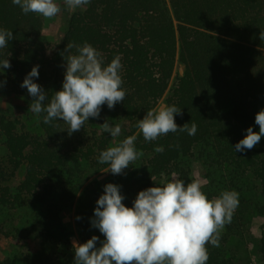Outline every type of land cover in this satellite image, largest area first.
<instances>
[{
  "label": "trees",
  "instance_id": "trees-1",
  "mask_svg": "<svg viewBox=\"0 0 264 264\" xmlns=\"http://www.w3.org/2000/svg\"><path fill=\"white\" fill-rule=\"evenodd\" d=\"M57 1L66 17L65 29L51 44L43 38L40 14H24L12 0H0V27L13 33L0 49V59L10 64L0 74V97H23L25 104L19 107L28 109L32 98L20 84L39 65L34 82L50 98L61 87L64 56L76 54L75 47L65 51L69 43L88 42L105 64L119 54L124 99L112 109L101 105L98 118L88 120L102 124L107 119L110 125L116 124L115 118L126 120L127 136L132 135L137 120L167 92L165 104L181 109L174 116L177 126L196 124L194 135L169 132L152 141L136 135L135 148L145 157L142 165L132 161L121 174H111L112 180L129 185L123 204L131 207L138 191L163 177L172 179L173 172L186 182L188 162L196 158L206 170V198L223 190L239 193L219 246L205 244L206 264H248L251 251L263 260L264 136L243 153L232 146L248 126L258 132L254 115L264 107V39L259 38L264 0H89L75 10ZM176 62L183 73L169 87ZM43 115H36L37 129H30L20 119L0 114V211L31 209L25 227L0 222V264H74L69 233L61 222V212L74 203L81 243L92 235L103 239L90 224L103 189L96 180L85 183L90 173L108 167L97 158L112 146L111 136L84 126L69 134L67 123L46 124ZM157 145L164 151H154ZM20 171L17 184H8ZM254 215L263 220L259 237L248 226Z\"/></svg>",
  "mask_w": 264,
  "mask_h": 264
},
{
  "label": "clouds",
  "instance_id": "clouds-1",
  "mask_svg": "<svg viewBox=\"0 0 264 264\" xmlns=\"http://www.w3.org/2000/svg\"><path fill=\"white\" fill-rule=\"evenodd\" d=\"M24 14L34 12L46 18L57 15L61 8L57 0H12ZM89 0H63L70 9L86 6ZM264 39V32L259 33ZM13 39L9 29L0 27V49ZM76 48V54L64 56V72L61 87L49 98L36 82L39 65H33L22 79L20 87L31 97L28 109L34 114L45 113L43 122L62 120L68 124L69 134L81 129L89 117L98 118L101 105L112 109L124 99L119 74L122 67L119 54L105 64L101 53L84 42L69 43L65 49ZM10 67L8 59H0V74ZM181 109L175 105L161 104L148 110L137 120L136 127L145 141L155 140L169 132L196 133V124L177 126L174 116ZM106 119L99 125L100 131L115 138L121 135V125H110ZM254 124L244 129L243 138L232 149L243 153L252 149L264 136V107L254 115ZM136 135H128L114 146L99 152L97 162L107 164L111 174H121L130 162L141 153L135 148ZM163 152L162 145L154 148ZM172 179L160 185L147 187L136 193L131 207L122 201L120 185L106 183L95 201L90 224L102 235L100 240L92 235L83 243L72 241L74 264H206V242L219 246V232L231 221L238 206L239 193L223 190L211 199L201 191V181L194 179L185 183L173 172ZM80 219L79 216L76 217ZM99 241V246L97 242Z\"/></svg>",
  "mask_w": 264,
  "mask_h": 264
},
{
  "label": "rangeland",
  "instance_id": "rangeland-1",
  "mask_svg": "<svg viewBox=\"0 0 264 264\" xmlns=\"http://www.w3.org/2000/svg\"><path fill=\"white\" fill-rule=\"evenodd\" d=\"M168 1V0H167ZM58 2V1H57ZM59 3V2H58ZM60 4V3H59ZM42 16V15H41ZM44 21V26H43V38L49 42V43H57L65 29V15L63 12L60 10V12L55 15L54 17L51 18H46L43 17ZM183 73V66L176 62L173 73L170 79L169 87L172 85V83L175 81V79L182 75ZM169 89V88H168ZM167 95V92L164 94V96L158 101L156 107H158L161 104H165L164 100ZM25 104V98L15 96V95H10L7 97H0V114H4L6 116H10L12 118H17L20 119L22 122H24L30 129H37L38 123H37V116L34 115L29 109H24L19 106H24ZM155 107V108H156ZM116 121V124L121 125V135L117 136L115 138L111 137V145L114 146L116 143L124 139L127 134L129 133L130 130V123L126 120H121V119H113ZM115 124V125H116ZM100 124H96L93 120H87L84 122L82 126L86 127L88 131L90 130H97V133L100 134ZM114 126V125H112ZM140 133V130L137 129L133 134L137 135ZM132 134V135H133ZM0 153H3L2 150H0ZM145 157L141 154L138 156L137 159L133 161V164L135 166H141L143 159ZM189 167H190V176L189 179L185 182H191L194 179H198L201 181L202 187L201 191L204 192L205 187L207 186V179L205 178V173L206 170L203 167L202 163L196 159V158H191L188 162ZM22 177V171L19 172L17 176H15L13 179L10 180L8 184L11 186H14L17 184V182L21 179ZM97 181L99 183V186L102 188V186L106 183H113V184H118L120 185V192L121 194L126 198L127 193L126 190L128 189L129 185L127 182H122L120 180H112L111 179V173L108 171L107 168H103L102 170L98 172H92L89 174V178L85 184H87L90 181ZM169 180L168 177H163L162 179L156 180V185H160L161 182ZM103 189V188H102ZM218 196V195H216ZM214 196V197H216ZM255 201L257 200L256 195H255ZM123 203V201H122ZM75 213H76V204L74 203L71 207L63 210L61 212V222L65 225L68 233H69V246L72 247V241L75 240L79 243H81L78 232L76 229V224H75ZM31 217V209L28 211H15L13 213H10L8 211H0V222H8L11 223L13 226H18L21 225L25 227L26 221L25 219H29ZM11 221V222H10ZM262 218L259 216H252L250 218V222H248V226L250 231L255 237H259L262 232ZM225 231V227L223 226L222 228L218 229L219 232V239L221 238L223 232ZM3 244L6 245L5 248H7L8 242H4ZM230 244L235 245V241L231 240ZM31 245L34 246V242H31ZM244 248V247H243ZM239 251H242V249H239ZM248 264H264V259L261 260L260 256L255 254L253 251H251L248 255Z\"/></svg>",
  "mask_w": 264,
  "mask_h": 264
}]
</instances>
